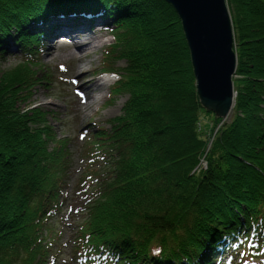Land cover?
Segmentation results:
<instances>
[{"label":"trees","instance_id":"1","mask_svg":"<svg viewBox=\"0 0 264 264\" xmlns=\"http://www.w3.org/2000/svg\"><path fill=\"white\" fill-rule=\"evenodd\" d=\"M228 4L239 78L232 122L218 128L166 0H0V57L12 39L22 53L0 76V264H58L62 253L51 220L66 201L69 142L29 104L46 82L38 55L54 16L112 22L102 70L125 61L112 94L127 96L122 112L82 150L71 264H224L237 250L264 261V0ZM202 157L209 166L196 172Z\"/></svg>","mask_w":264,"mask_h":264},{"label":"rangeland","instance_id":"2","mask_svg":"<svg viewBox=\"0 0 264 264\" xmlns=\"http://www.w3.org/2000/svg\"><path fill=\"white\" fill-rule=\"evenodd\" d=\"M228 8L232 17V10L230 9L229 4ZM53 18H55V16L50 17L48 21L50 26L53 25L51 24ZM66 18L71 19L74 24H86L89 25V27L101 28L98 29L96 35V44H98V47L95 50L90 51V54L85 59L88 64L87 72L83 77V75L78 76L77 66L79 61L69 56H65L73 49L66 44L68 38L66 36L59 38L57 35L58 32L56 33L57 26L53 25L52 33L48 38L46 37L45 42L42 43V51L40 52V55H38L39 63L42 66L40 73L42 77L40 78L46 79V82L36 86L31 102L29 103L33 106H40L47 113L49 112V121L53 125L58 138L69 142L67 148L68 153L71 155L70 161L72 162V168L70 177L68 178V182L64 189L66 201L59 214L51 220L52 225L54 223L57 224L56 229L61 235L59 243L62 246V253L60 254L58 264H71V247L84 215V204L87 200V196L83 192L84 189H82L84 186H80L78 181L83 173V164L86 165L83 162L82 157V150H84V144L86 143L85 141L89 140L90 131L95 130L97 126L107 125V127H110L109 120H112L114 117L121 114L122 108L127 99V96L125 95H112L114 94V85L119 78L118 72L119 70L122 72L121 68L125 66V61L113 60V63L116 62L115 68H117L114 73L111 70H108L105 75L102 70L104 53L106 49L115 44V38L113 33H111V29L113 28L112 22L102 20L101 18H96L93 22H91L92 20L88 17L82 18L83 20L81 21L71 16H66ZM84 20H86V22L81 23ZM42 25H40V27H42ZM38 26H34L32 29H35ZM48 30H51V27H49ZM88 32L90 33L91 31ZM59 40H65V42L59 44ZM6 47L7 51L5 52L4 57H0V76L5 75V72L15 67L22 56L18 44H16L13 39ZM54 47H56V50L53 49ZM83 48L86 47L83 46ZM238 78L239 76L235 74L234 82ZM90 79L93 80L92 83L89 84L88 82L83 87L80 86L83 80ZM105 79H111L112 81L103 88ZM98 87L100 88L95 90ZM235 92L237 97L236 89ZM98 93L104 94V98L101 102L92 106V108H86L85 99L87 96ZM29 104H22V107L28 106ZM233 109L227 117L221 118L222 120L220 121L218 128L232 122ZM202 117L204 118V122L208 121L209 117L207 114L202 113ZM213 139L208 145V148H211ZM208 166V161L202 157L196 172L206 170ZM239 252V250L236 252H226L223 255V259L225 260L224 264H228L226 262L229 259L233 260L232 264H244L245 261L241 260V257L238 254ZM49 259L50 257L48 260ZM261 261V259H251L249 264H259Z\"/></svg>","mask_w":264,"mask_h":264},{"label":"water","instance_id":"3","mask_svg":"<svg viewBox=\"0 0 264 264\" xmlns=\"http://www.w3.org/2000/svg\"><path fill=\"white\" fill-rule=\"evenodd\" d=\"M178 13L202 105L218 117L235 104L238 56L227 0H166Z\"/></svg>","mask_w":264,"mask_h":264},{"label":"bare ground","instance_id":"4","mask_svg":"<svg viewBox=\"0 0 264 264\" xmlns=\"http://www.w3.org/2000/svg\"><path fill=\"white\" fill-rule=\"evenodd\" d=\"M84 22H86V20L82 21L81 23ZM51 24L57 26L56 33L58 32L57 35L59 36V38H62V36H66L68 38L66 44L71 46V48L73 49L68 53V55L65 56H69L79 61V64L77 66L78 76L83 75L84 77V74H86L87 72L88 64L85 59L90 54V51L95 50L98 47V44H96V35L98 29H100L101 27L93 28L89 27V25L86 24H74L71 19L66 17H55L51 20ZM88 31L91 32L89 33ZM64 42L65 40H59V44ZM83 46H85L86 48H83ZM53 49L56 50V47H54ZM111 81V79H105L103 88ZM88 82L90 84L93 82V80H83L80 86L83 87ZM100 87L95 90H98ZM103 98L104 94L100 93L87 96L86 99L84 98L86 100V108H92V106L99 104V102H101Z\"/></svg>","mask_w":264,"mask_h":264}]
</instances>
